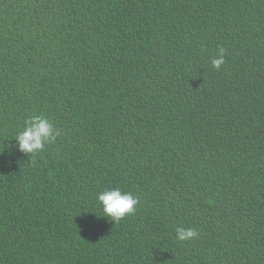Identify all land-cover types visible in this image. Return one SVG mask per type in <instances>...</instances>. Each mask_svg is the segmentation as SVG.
Returning a JSON list of instances; mask_svg holds the SVG:
<instances>
[{
	"label": "trees",
	"instance_id": "1",
	"mask_svg": "<svg viewBox=\"0 0 264 264\" xmlns=\"http://www.w3.org/2000/svg\"><path fill=\"white\" fill-rule=\"evenodd\" d=\"M0 264H264V0H0Z\"/></svg>",
	"mask_w": 264,
	"mask_h": 264
},
{
	"label": "clouds",
	"instance_id": "2",
	"mask_svg": "<svg viewBox=\"0 0 264 264\" xmlns=\"http://www.w3.org/2000/svg\"><path fill=\"white\" fill-rule=\"evenodd\" d=\"M226 49L220 47L211 60L212 68L219 70L224 63ZM60 130L44 115H34L24 121L23 130L15 136L18 150L33 157L39 155L47 144L54 143ZM97 202L102 207V217H106L113 224L118 223L127 215L134 214L139 198L130 192H123L119 187L106 189L96 196ZM176 239L180 242L194 239L197 230L194 228H175Z\"/></svg>",
	"mask_w": 264,
	"mask_h": 264
}]
</instances>
